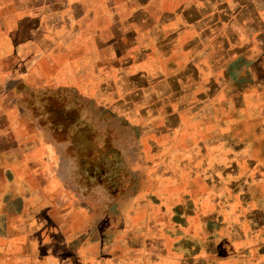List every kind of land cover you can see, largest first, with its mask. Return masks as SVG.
<instances>
[{"label": "crops", "instance_id": "obj_1", "mask_svg": "<svg viewBox=\"0 0 264 264\" xmlns=\"http://www.w3.org/2000/svg\"><path fill=\"white\" fill-rule=\"evenodd\" d=\"M263 135L264 0H0V264H264Z\"/></svg>", "mask_w": 264, "mask_h": 264}, {"label": "rangeland", "instance_id": "obj_2", "mask_svg": "<svg viewBox=\"0 0 264 264\" xmlns=\"http://www.w3.org/2000/svg\"><path fill=\"white\" fill-rule=\"evenodd\" d=\"M30 100H36L38 99V96L36 93H31L30 94ZM41 99V98H40ZM44 98H42L43 100ZM74 99V96H71V93L69 92V90H59L55 95H50V96H45V100L47 102H52L51 103V109L49 111H52V113H56L57 117H60L63 119L64 121V124L69 125V123L71 124V121L73 120V118H75L77 116V111H73V110H69L68 108H64V104H66L68 101ZM53 102H56L57 104V107L54 108L53 107ZM32 104V103H31ZM62 108V109H60ZM32 114L37 116L38 115V110H32ZM230 115H228L227 119H230L229 117ZM234 115L231 114V117H233ZM71 121H70V119ZM97 127H101L100 125L97 126ZM228 124H225L223 125V130L224 131H227V133H229L228 131ZM239 134H246L245 132V128L244 127H241L239 128ZM126 135H125V139L124 141H119L118 143H120L126 153H127V156H126V166H128L127 164L129 163H134V159L137 160L135 157H134V151H135V142L134 140H132V130L129 129V127L127 126L126 128ZM244 134V135H245ZM243 135V136H244ZM109 136H110V131H109ZM111 137V136H110ZM264 137V135H263ZM260 137H255L254 138V141H253V146L255 147V149L253 150L254 151V154L251 156V157H248V158H244V157H238L236 162L237 164L235 166H233L236 170H237V177H232L230 178L229 174L228 173H225V169L229 168L230 166V163L232 162V159L231 158H222V161H221V168H222V181L223 182H226L227 180H236L238 181V186L239 184H246L247 181H250L251 185L248 184V188L245 186H239L238 188V193L239 195H246L247 192L249 193V195L252 194V192H257L258 194L261 192V189L257 188L259 187L258 185H256L255 181L258 179V175H256V173L258 171L261 170V168L264 167V153H263V148H264V140H260L259 139ZM117 148L118 146H115V144H113L112 141L109 142V150H110V154H115L116 155V152H117ZM121 153V151H120ZM112 157V156H111ZM111 160L114 161V163H117L118 162V159H119V163H121L122 161V158L120 156V158L118 157H115V158H110ZM142 160L144 161V158H142ZM249 166H252V170L249 168ZM255 174V175H254ZM254 175V177H253ZM128 178L132 177L131 174L130 176L128 175L127 176ZM254 187V188H251V187ZM224 190V189H223ZM221 192V195L223 196V198H227L225 197L224 195V192ZM229 194H227L226 196H228ZM235 223V222H234ZM234 232V231H233Z\"/></svg>", "mask_w": 264, "mask_h": 264}]
</instances>
